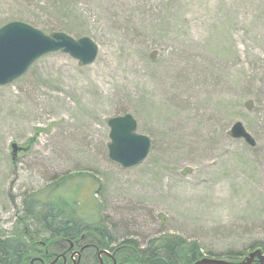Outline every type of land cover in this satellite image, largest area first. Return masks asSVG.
I'll return each instance as SVG.
<instances>
[{"label": "rangeland", "instance_id": "374dc122", "mask_svg": "<svg viewBox=\"0 0 264 264\" xmlns=\"http://www.w3.org/2000/svg\"><path fill=\"white\" fill-rule=\"evenodd\" d=\"M11 22L90 38L99 55L50 53L0 86V237L38 232L55 189L76 213L57 225L117 245L179 236L216 260L264 245V0H0ZM125 115L152 142L132 168L109 156L108 122Z\"/></svg>", "mask_w": 264, "mask_h": 264}, {"label": "water", "instance_id": "95a60500", "mask_svg": "<svg viewBox=\"0 0 264 264\" xmlns=\"http://www.w3.org/2000/svg\"><path fill=\"white\" fill-rule=\"evenodd\" d=\"M63 52L79 61L83 66L94 64L99 55L98 45L90 38L79 40L64 34L46 35L34 27L11 22L0 28V86L8 85L19 79L41 57ZM110 127L109 156L124 168H132L143 163L149 156L152 142L137 133V121L131 115L112 118ZM236 140H245L252 147L256 141L242 123H236L231 129ZM14 153L18 146L13 145ZM264 264V254L259 249L250 253L241 262L204 258L194 264Z\"/></svg>", "mask_w": 264, "mask_h": 264}, {"label": "trees", "instance_id": "16d2710c", "mask_svg": "<svg viewBox=\"0 0 264 264\" xmlns=\"http://www.w3.org/2000/svg\"><path fill=\"white\" fill-rule=\"evenodd\" d=\"M38 4L41 6L43 3L39 1ZM41 8L43 10L51 9V7L47 5L41 6ZM55 192H57V190L51 189L45 192L44 195H48V199H52L51 202H60V195H54ZM35 197L37 196H31L27 200V213L32 211V207H36L42 203L41 199ZM31 200L32 203H29ZM37 200L38 202H36ZM56 202L42 207L43 210L48 209L49 211L40 214L41 219L37 222L38 232L31 234L26 233L24 238L22 236L20 238L17 236L16 239H11L8 242L0 244V264H19V257H22L23 254H25L28 263L32 257L38 255V237H48L45 239L40 238L42 241H49L56 237L67 238L83 228L82 225L74 223L72 220H70V223L69 221H65V223L63 222L57 225L58 220L66 219L65 214L68 209L71 210V213L75 210V204L68 205L67 201L64 202L62 200L61 203L64 202L62 204L65 205L59 206ZM66 206L70 208H66ZM57 209L58 211H56ZM68 213L71 214L69 211ZM74 214L76 213L74 212L71 215ZM29 219L33 220L34 218L29 217ZM71 224L72 226H70ZM106 239L109 242L106 246L113 243L109 233H107ZM121 246H128L132 249L134 253L130 252L128 259L131 263L137 264H194L205 258L198 242L188 241L179 236L168 235L153 240L147 248L143 250H141L137 244L129 243V241L124 242ZM258 248H263L264 251V245L256 243L250 247V252L259 250ZM130 255L133 257L131 258ZM239 256H243V254L231 252L228 254L227 259L228 261L234 262L243 261L237 259ZM254 264L260 263L256 261Z\"/></svg>", "mask_w": 264, "mask_h": 264}, {"label": "flooded vegetation", "instance_id": "af4514ba", "mask_svg": "<svg viewBox=\"0 0 264 264\" xmlns=\"http://www.w3.org/2000/svg\"><path fill=\"white\" fill-rule=\"evenodd\" d=\"M8 241L0 237V244ZM107 243L109 242L105 234L87 226L67 238L39 240L38 255L32 257L27 263L23 254L19 257V264H137L131 263L128 259L130 252H133L131 248L114 242L106 246Z\"/></svg>", "mask_w": 264, "mask_h": 264}]
</instances>
